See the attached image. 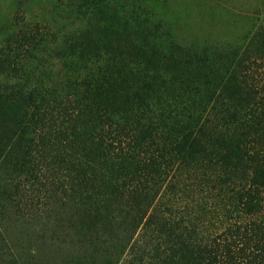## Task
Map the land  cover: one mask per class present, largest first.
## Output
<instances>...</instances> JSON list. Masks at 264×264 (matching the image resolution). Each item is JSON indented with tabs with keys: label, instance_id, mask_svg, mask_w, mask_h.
<instances>
[{
	"label": "trees",
	"instance_id": "1",
	"mask_svg": "<svg viewBox=\"0 0 264 264\" xmlns=\"http://www.w3.org/2000/svg\"><path fill=\"white\" fill-rule=\"evenodd\" d=\"M171 1L12 21L0 264H264V5L242 35L197 37Z\"/></svg>",
	"mask_w": 264,
	"mask_h": 264
},
{
	"label": "rangeland",
	"instance_id": "2",
	"mask_svg": "<svg viewBox=\"0 0 264 264\" xmlns=\"http://www.w3.org/2000/svg\"><path fill=\"white\" fill-rule=\"evenodd\" d=\"M45 0H0V45L12 31V21L22 15L40 19ZM264 0H172L161 10L178 34L197 37L208 30L233 38L246 30L245 16L258 14Z\"/></svg>",
	"mask_w": 264,
	"mask_h": 264
}]
</instances>
